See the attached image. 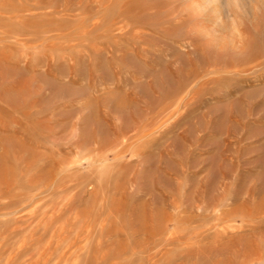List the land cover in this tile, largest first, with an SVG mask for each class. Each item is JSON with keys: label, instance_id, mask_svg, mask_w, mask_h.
Listing matches in <instances>:
<instances>
[{"label": "rangeland", "instance_id": "1", "mask_svg": "<svg viewBox=\"0 0 264 264\" xmlns=\"http://www.w3.org/2000/svg\"><path fill=\"white\" fill-rule=\"evenodd\" d=\"M0 264H264V0H0Z\"/></svg>", "mask_w": 264, "mask_h": 264}]
</instances>
